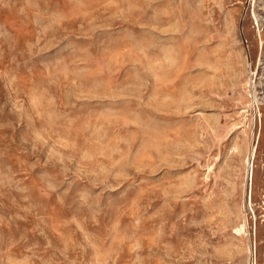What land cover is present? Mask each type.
I'll return each instance as SVG.
<instances>
[{"label":"rangeland","instance_id":"1","mask_svg":"<svg viewBox=\"0 0 264 264\" xmlns=\"http://www.w3.org/2000/svg\"><path fill=\"white\" fill-rule=\"evenodd\" d=\"M254 263L264 0H0V264Z\"/></svg>","mask_w":264,"mask_h":264},{"label":"bare ground","instance_id":"2","mask_svg":"<svg viewBox=\"0 0 264 264\" xmlns=\"http://www.w3.org/2000/svg\"><path fill=\"white\" fill-rule=\"evenodd\" d=\"M251 72H252V71H250V73H251ZM243 225H244V224H243ZM243 225H242V226H243ZM240 226H241V225H240ZM236 233H237V234H243V233H245V229H242V228L239 229V228H238V229H236ZM251 253H252V252H251ZM251 256H252V255H251ZM256 263H257V262H256ZM254 264H255V263H254Z\"/></svg>","mask_w":264,"mask_h":264}]
</instances>
